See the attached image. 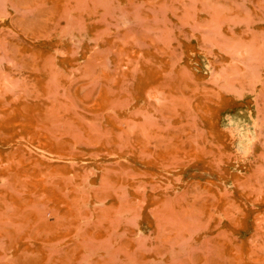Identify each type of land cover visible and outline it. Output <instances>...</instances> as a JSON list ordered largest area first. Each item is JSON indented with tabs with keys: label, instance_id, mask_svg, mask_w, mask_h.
<instances>
[{
	"label": "rangeland",
	"instance_id": "obj_1",
	"mask_svg": "<svg viewBox=\"0 0 264 264\" xmlns=\"http://www.w3.org/2000/svg\"><path fill=\"white\" fill-rule=\"evenodd\" d=\"M0 264H264V0H0Z\"/></svg>",
	"mask_w": 264,
	"mask_h": 264
}]
</instances>
